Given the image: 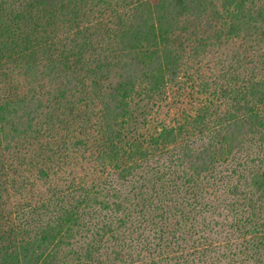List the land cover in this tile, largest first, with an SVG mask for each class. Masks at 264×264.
<instances>
[{"label":"trees","instance_id":"1","mask_svg":"<svg viewBox=\"0 0 264 264\" xmlns=\"http://www.w3.org/2000/svg\"><path fill=\"white\" fill-rule=\"evenodd\" d=\"M212 54L214 98L151 131ZM149 160L134 237L99 196ZM2 220L0 264H264V0H0Z\"/></svg>","mask_w":264,"mask_h":264},{"label":"rangeland","instance_id":"2","mask_svg":"<svg viewBox=\"0 0 264 264\" xmlns=\"http://www.w3.org/2000/svg\"><path fill=\"white\" fill-rule=\"evenodd\" d=\"M212 57H214L213 54L211 55V57H206L202 61L198 62L197 63L198 65L196 64L195 69H197L198 67L199 72L195 73L193 79H188V82H187L186 81L187 76L186 75L182 76L181 81L187 82L185 88L180 89L178 88V85H176L175 83H168L166 85V91H167L166 97L162 100L160 99L157 102L158 105H155V107L151 111V115H150L151 117L150 130L151 131L155 130V126H157V124L161 126V123L163 122H165L167 125H172L173 123H177L179 120L182 119L184 111L189 112L190 114H193L196 112V109L199 106L203 105L207 101H210L211 98H214V96H212L213 94L211 95L209 92L203 93L200 91L201 84L209 82V79L211 77L210 74L213 72L215 60ZM212 87L215 89L214 83ZM139 98L141 97H136V102H138L137 100H139ZM131 103L135 107L140 106V105H136L137 103L134 104L135 99H133ZM141 107H144V106H140L139 108ZM140 121L141 120H139L138 122ZM147 125L144 124L142 125L141 128L143 129V131H145V136L148 137L149 134L147 130L149 129ZM168 148L166 149V151L170 150ZM167 155H168V152L164 153L161 156L163 158V157H166ZM154 162L156 163L155 160L145 161L146 165H144L142 168L140 167L137 170H135V173H133V175L129 176V178L125 180L124 179L121 180L118 178L117 176L118 170L117 171L115 170V172L114 170H112V172H114V174L110 173V178L112 179V186L109 187L108 189H105L103 193L99 196L101 200L108 201L109 203H112V202L114 203V201H122L125 207L127 208V210H130V212H134V216H132L130 220L132 221V224L134 225V227L130 229L134 230L136 229V227L138 228V232L136 231V233H134L135 234L134 237H136L138 233L145 234L144 232H141L139 228H141V230H146V228H148V230L150 231L153 228H155L154 226L155 223L159 222L161 219L160 215H162V211L156 212L152 210L151 213L149 214L150 217L148 216V214H147L148 217L142 216V213H143L142 208L144 206L143 205L144 203L142 201H144L145 199L142 198L141 199L142 201L138 203V198L142 197L141 195L142 193H139V192L143 188H146L147 186L148 187L153 186V183H151L152 185L151 184L147 185L148 183L147 181L151 178V172L153 168L156 169ZM160 165H162V162ZM108 170L110 171L111 168ZM149 191H150L148 193L149 197L152 195L156 200V201H152V203L159 205V201H158L159 196L153 193L152 190L149 189ZM114 195L117 197H114ZM125 196H127L128 198L124 199ZM103 213L104 215L107 216V218L110 217V219L113 220L114 215L122 216L121 213H123V211L121 213L119 212L116 214L115 210L113 211V208H112V211L104 210ZM152 216H156V217H152ZM0 223L3 224V220L0 221ZM149 234L153 236L152 232H150ZM134 244H136V240ZM138 247L140 248L141 246H138ZM202 248L203 247L201 246L199 250H202ZM175 250L176 249H173V247H171L169 251L170 254L175 255L174 253ZM191 252L193 251L191 249H188L187 254L189 255L191 254ZM145 253L143 255H145ZM241 258L243 260L244 255L241 256ZM147 261L148 260L146 259V257H143L138 264H148ZM198 263L202 264L201 262H198ZM247 264H253V263L247 262Z\"/></svg>","mask_w":264,"mask_h":264}]
</instances>
